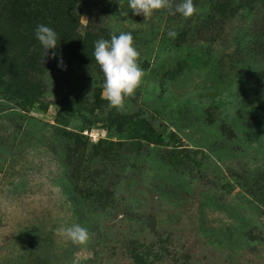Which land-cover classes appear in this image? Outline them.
Listing matches in <instances>:
<instances>
[{
	"label": "rangeland",
	"instance_id": "374dc122",
	"mask_svg": "<svg viewBox=\"0 0 264 264\" xmlns=\"http://www.w3.org/2000/svg\"><path fill=\"white\" fill-rule=\"evenodd\" d=\"M44 1L38 2L51 4ZM123 1L127 15L119 13L108 26L118 35L132 33L147 75L121 111L102 98V78L77 68L94 59V42L110 40L108 33L86 38L84 16L70 21L73 35H64L67 23L40 22L59 36L45 57L28 24L4 14L10 3L37 1L0 0V72L28 67L39 87L26 114L41 121L22 128L27 137L18 139L25 142L20 148L4 144L14 157L0 161V264H72L77 255L79 264H137L138 252L151 264H264V51L239 57L201 42L195 50L142 55L141 42L156 32ZM257 9L255 22L264 21ZM54 66L60 70L56 80L49 72ZM68 66L74 70L69 77L63 70ZM0 101L1 108L13 106ZM139 113L152 116L162 138L151 150L128 139ZM56 122L85 136L89 164L110 157L104 162L108 194L99 207L66 193L65 160L47 148L49 125ZM87 181L81 177L78 184L88 188ZM74 224L94 233L86 245L57 233Z\"/></svg>",
	"mask_w": 264,
	"mask_h": 264
},
{
	"label": "trees",
	"instance_id": "16d2710c",
	"mask_svg": "<svg viewBox=\"0 0 264 264\" xmlns=\"http://www.w3.org/2000/svg\"><path fill=\"white\" fill-rule=\"evenodd\" d=\"M36 1V5H31V3L18 5L9 2L11 4L8 6L9 10L6 9L4 14L9 19L16 20L17 24H28L31 33L34 34L40 22L55 20L56 22L67 23L64 28V35L66 33L73 35L75 18L84 16L87 19L86 38L95 39L106 33L111 38V34L114 32L108 24L121 13V4L124 2L123 0H45L44 2L50 1L51 4L44 6L39 4V0ZM180 2L181 0H173L174 5ZM194 4L199 11L190 18H184L179 13L173 15L174 7L172 10H155L149 20L145 22L152 33L156 32L155 37L141 42L142 48H144L142 55L148 54L147 52L151 55L154 50H156L157 55H160L164 49L170 52L185 49L195 50L201 42L207 43L208 48L212 46L222 48L221 52L232 50L231 55L239 57L250 53L258 55L259 52L264 51V25L260 24L264 21L255 22L260 12H254L255 5H259L260 9L257 11H262L264 16V0H194ZM123 6V11H128L126 5L123 4ZM70 21H74V24H71L73 22ZM165 22L167 25L163 24ZM169 24L170 26H168ZM169 29L177 33L175 38L168 35ZM70 44L74 45V42L71 41ZM77 46L78 44L73 48ZM71 50H69L70 59L73 57L72 53L77 54L74 50L70 53ZM93 60L88 59L85 63H92ZM69 61L76 63L77 59L74 58ZM262 62L259 64L261 65ZM85 63L83 62V66L78 64L77 68L80 72L85 70L91 73L95 72L96 76L94 77L104 80L98 64L93 65L96 67H92L91 64ZM143 63L148 65V62ZM27 68L24 64H18L10 72H0V87L3 95L0 99L11 101L13 104L12 107L1 108L2 101H0V161L14 157L13 149L9 148L8 150L4 147L7 141L17 142L14 150L20 148L21 144L25 142L19 143L18 139L27 137V135H23L22 128L41 123V121H36L26 114V109L32 107L36 102L34 90L39 87V84L29 75ZM53 68L55 70L48 71L51 73L50 78L56 80V75L60 73L59 66ZM63 70L66 74L69 73L68 77L74 71L69 66ZM89 74L86 75V79L93 80ZM259 76L261 80H264V69L259 73ZM97 90L98 88L95 91ZM93 97L97 98L96 94H93ZM62 108L59 107L58 109V120L63 119L64 110ZM153 124L152 116H147L146 113L136 114L134 121L130 124L132 126L130 129L131 136L128 139L142 140L144 141L143 144L141 141H137V144L146 150H151L150 144L159 145L162 142L160 133ZM63 126L59 122H56V125H49L52 142L47 148L55 156L65 160V168L68 170L70 181V188L66 193L72 195L74 200L76 198L85 201L88 199L90 204L99 207V198H104L108 194V187L105 184L107 168L104 162L110 160V157L101 155L96 162L90 160L89 164V157L92 152H89L85 136L69 131ZM120 143L123 146L129 145H126L125 142ZM123 153L127 154L128 152L126 150ZM88 154L89 157H87ZM92 159H95L94 155ZM89 165L92 170L88 172ZM87 172L88 175L84 177ZM81 177L84 181L86 178L88 179L86 182L88 188L79 186L78 180ZM134 251H136L135 248ZM134 260L137 264H151L149 257H144L140 252L134 255Z\"/></svg>",
	"mask_w": 264,
	"mask_h": 264
},
{
	"label": "clouds",
	"instance_id": "9594fccd",
	"mask_svg": "<svg viewBox=\"0 0 264 264\" xmlns=\"http://www.w3.org/2000/svg\"><path fill=\"white\" fill-rule=\"evenodd\" d=\"M173 7L172 14L179 13L184 18H190L199 11L194 0H181L175 5L173 0H128V8L135 15L143 14L146 20L155 10H172ZM123 8L121 4V14L126 16L127 12L123 11ZM35 35L46 50L45 57L49 49L57 48L59 36L53 28L40 24L36 28ZM168 35L175 38L177 33L169 30ZM55 57L56 53H53V58ZM139 57L140 52L134 46L131 32H121L119 35L113 33L110 40L101 38L94 42V59L104 76L102 98L106 99L111 107L123 111L126 98L134 96L135 91L141 86L147 72L138 63ZM60 66L63 67L62 58ZM57 233L66 236L77 245H86L94 236V233H90L80 224L58 228ZM72 264H79L78 255Z\"/></svg>",
	"mask_w": 264,
	"mask_h": 264
}]
</instances>
